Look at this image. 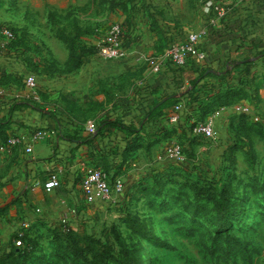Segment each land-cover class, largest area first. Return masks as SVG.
<instances>
[{
    "label": "crops",
    "instance_id": "1",
    "mask_svg": "<svg viewBox=\"0 0 264 264\" xmlns=\"http://www.w3.org/2000/svg\"><path fill=\"white\" fill-rule=\"evenodd\" d=\"M215 1L225 9L221 18L216 11L205 13L196 0H136L127 12L117 11L115 18L122 25L125 44L148 55L163 56L173 40H184L191 31L204 26L214 28L213 36L200 42L207 54L205 60L198 61L191 54L187 66L179 68L166 58L159 74L152 73L147 64H137L134 58L126 62L103 60L98 49L101 36L105 35L100 32L85 37L96 50L70 74L36 75L26 66L29 53L0 50V73L7 72L18 79L34 74L47 105L44 111L33 107L28 90L20 84L6 88L0 118H9V135L28 134L38 128L56 132L36 143L31 154L23 146L11 152L0 150V241L8 242L3 253L9 251V242L24 222H30L32 234L44 242L51 229L61 226L60 217L67 208L82 211L80 218L71 220L73 227L87 220L90 216L83 207L89 202L82 187L87 169L100 168L112 180L123 179L134 170L135 158L142 152L147 153V161L142 170L135 172L138 173L135 177L165 167L168 161L164 157L165 146L175 135L169 138L164 135L175 128L191 134V124L184 113L178 124L171 123L169 116L174 107L167 109L165 116L149 119L151 107L161 96L179 94L191 87V81L202 70L220 75L225 70L223 66L232 68L228 61L242 62L239 57L258 53L255 42L264 43V0ZM72 2L84 4L85 0ZM78 26L97 28L81 22ZM59 40L65 50L64 59L50 50L63 67L70 53L65 42ZM39 45L45 48L42 42ZM43 54L49 55L46 49ZM206 81L220 83L221 79L206 78L202 84ZM19 91L22 99L16 98ZM13 102L24 106L7 116ZM90 121L98 122L96 132L88 129ZM103 121H119L139 130L130 132L117 126L101 129ZM53 173L58 174L61 186L49 191L43 185ZM36 182L42 185L37 186Z\"/></svg>",
    "mask_w": 264,
    "mask_h": 264
},
{
    "label": "rangeland",
    "instance_id": "2",
    "mask_svg": "<svg viewBox=\"0 0 264 264\" xmlns=\"http://www.w3.org/2000/svg\"><path fill=\"white\" fill-rule=\"evenodd\" d=\"M131 1L0 0V22L25 36L23 52L41 48L42 42V51L52 54L53 49L63 60L65 50L59 39L72 35L79 22L92 24L105 35L119 22L116 10ZM205 1L196 3L203 6ZM246 57L256 54L239 59ZM257 57L250 64L230 68L223 79L225 89L229 83L237 88L236 102L249 103L252 114L226 110L215 118L213 138L196 134L193 127L191 134L177 131L171 141L183 145L185 162L168 159L165 167L135 177L147 161V153L142 152L135 158L134 170L123 178L124 192L115 193L110 204L89 202L90 210L83 207L90 217L72 230L113 242L118 257L110 264H121L118 258L124 257L126 249L132 256L141 255L144 264H264V135L258 131L264 122V57ZM19 83L25 87L23 76ZM41 95L42 106H47ZM214 191H224L229 200L223 216L212 200L199 196ZM67 235L62 226L58 232L50 230L42 242L47 247L50 243L45 256L55 253L58 243L67 264H84L73 260ZM7 243L0 241V258ZM25 264H56V260L46 263L31 256Z\"/></svg>",
    "mask_w": 264,
    "mask_h": 264
},
{
    "label": "trees",
    "instance_id": "3",
    "mask_svg": "<svg viewBox=\"0 0 264 264\" xmlns=\"http://www.w3.org/2000/svg\"><path fill=\"white\" fill-rule=\"evenodd\" d=\"M136 0H133L129 3H126L122 8L118 10L126 11L132 7V4ZM116 10V11H118ZM11 29L14 34L15 38L10 42V44L3 48L1 42L4 40V36L1 33L3 28ZM210 37L213 36V27H210ZM95 29L91 27L81 28L80 26L75 27V31L72 35H68L62 37L61 39L65 42L67 48L69 49V59L64 64L63 67H60L56 60L53 58L52 54L45 56L43 54L42 48L39 46L36 47L35 50H31L28 48L26 51L23 52V41H25V36L23 34H19V30L16 28L10 27L8 24H4L0 22V50L1 51H20L22 54L29 53L26 57L27 67L30 71H33L36 75H41L43 73L47 74H70L77 71L84 63V59L90 54L95 52L96 48L90 46L87 43V39L85 37H89L90 35H98ZM255 47L259 48L257 56L264 57V43L263 42H255ZM32 56V57H31ZM250 57H246L242 59V62L237 60L228 61V66L232 68H238L241 65L250 64L253 61L249 60ZM229 69L226 72H222L220 75L215 74L213 72H209V69H204L200 73L199 77L193 81H191V90L181 98L174 97L175 94H167L161 96L158 101L151 107L150 112L147 114L149 119L151 118H158L160 116H165L167 113V109L173 108L176 105L180 104L181 101H185V98H189L187 101V105L189 107V112L185 113L189 123L191 124V128L197 122H205L206 118L210 115L215 113L217 110L221 109L222 107H230L237 103L238 93L236 91L237 88L233 87L230 83L228 84V89H225L226 85L223 84V79L226 78V75L229 73ZM206 78H218L221 79V82H211L206 81L202 84V82ZM20 79L16 78V76L2 72L0 73V88H8L12 84H20ZM4 96H0V107L5 103L3 101ZM30 103L33 107H37L40 110H47L46 106H42V102H32ZM24 104L20 102H13L10 106V112L7 116H12L14 111L19 110L23 107ZM51 115L55 116V113L51 112ZM245 115V114H242ZM168 116V115H167ZM56 117V116H55ZM245 117V116H243ZM181 121V120H180ZM9 118H0V138L3 141V144H6L8 140L13 136L9 135L7 132L9 129ZM107 126H117L120 128H125L130 132H138V128L134 126H125L121 124L119 121L115 122H107L103 121L100 125L101 129L106 128ZM260 130L258 129L259 133L264 135V122L261 123ZM177 129L170 130L165 136L174 137L177 133ZM249 159H251L252 154L251 152H247ZM206 195L210 200H212L215 204V209L218 212L219 216H223L227 212V203L229 200L226 198V193L223 191L221 194L220 192H206L201 195L200 197ZM31 228H20L12 237L10 241L9 251L4 253V256L0 258V264H25V260L28 257L32 258H39L46 260V263L52 262V259L56 260V264H67L63 259V251L62 249L58 250L59 246L55 248V253H51L49 256H45L48 251L49 247L45 246L38 237L34 236L30 231ZM58 232V227L51 229ZM64 233L67 235L68 247L69 250L73 254V260L84 263V264H110V262L116 259L115 253V246L114 243L108 239H103L100 237H96L89 234H80L77 231L72 229L70 230H63ZM48 238V237H47ZM54 238V236H53ZM20 240L22 241V246H17L16 242ZM57 242V241H55ZM126 249V248H124ZM124 257L118 258V261H121V264H144L141 255L137 254L132 256V252L130 250H123ZM137 252V251H136ZM36 255V256H35Z\"/></svg>",
    "mask_w": 264,
    "mask_h": 264
},
{
    "label": "built area",
    "instance_id": "4",
    "mask_svg": "<svg viewBox=\"0 0 264 264\" xmlns=\"http://www.w3.org/2000/svg\"><path fill=\"white\" fill-rule=\"evenodd\" d=\"M205 13L210 14L216 11L217 17L221 18L225 14L223 6L218 4L215 0H206L203 5ZM4 40L1 42L3 48H6L10 42L15 38L14 32L5 27L1 32ZM209 27L193 30L184 40H173L171 46L167 49L163 56L148 55L139 52L125 44L123 39V28L120 23L111 25L105 36L100 40L98 53L105 61H119L126 62L130 58H134L137 64H147L154 74H159L163 67V59L169 58L179 68H185L188 64V59L191 54H195L198 61L205 60L206 51L200 47V42L208 38L210 35ZM25 87L29 92V99L34 102H42L41 88L37 77L32 74H26L24 78ZM6 89L0 88V96L6 94ZM231 109L234 113L250 115L253 109L249 103L240 102L230 107H222L217 110L213 116L205 122H197L193 126V131L198 135H203L208 138H213L216 133L217 121L215 118L221 116L226 110ZM189 107L187 101L176 105L169 116V121L173 124H178L181 120L182 114L188 113ZM256 120H259L257 117ZM88 129L91 132H96L97 121L88 122ZM55 130L51 129H35L28 134L13 135L6 144L0 145V150L4 152H11L17 146H23L28 154L34 152L36 143L41 142L55 134ZM164 157L167 159L176 160L178 162H185L187 156L185 149L181 143L170 141L164 150ZM37 186H41L40 182H36ZM47 190L51 191L61 186V181L58 174L53 173L49 180L43 185ZM85 196L88 202L110 204L114 200L115 193L121 194L125 191V182L122 178L112 180L110 174L100 168H89L85 172L82 182ZM81 212L76 207L67 208L60 217V224L63 230H70L73 228L71 220L73 218H80ZM31 226L30 222H24L20 228H28ZM19 228V229H20ZM17 246H22V241L16 242Z\"/></svg>",
    "mask_w": 264,
    "mask_h": 264
},
{
    "label": "water",
    "instance_id": "5",
    "mask_svg": "<svg viewBox=\"0 0 264 264\" xmlns=\"http://www.w3.org/2000/svg\"><path fill=\"white\" fill-rule=\"evenodd\" d=\"M258 58H254L253 60H256ZM253 60H250V61H253ZM191 90V87L187 88L186 90L180 92L179 94H175L174 97L176 98H181L183 97L184 95H186L189 91Z\"/></svg>",
    "mask_w": 264,
    "mask_h": 264
}]
</instances>
